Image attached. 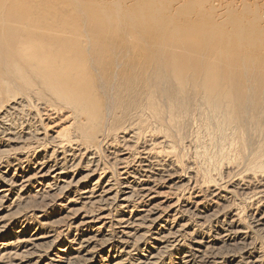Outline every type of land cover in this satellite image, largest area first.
<instances>
[{
	"label": "bare ground",
	"instance_id": "1",
	"mask_svg": "<svg viewBox=\"0 0 264 264\" xmlns=\"http://www.w3.org/2000/svg\"><path fill=\"white\" fill-rule=\"evenodd\" d=\"M218 3L214 6L211 0H0V137L13 143L24 142L17 135V127L8 124V115L14 111L29 113L33 120L53 121L50 126L44 125L46 129L62 127L57 123L68 120L67 127L46 139L53 145V155L76 152L80 161L86 159L88 166H93L92 160L111 151L116 157L113 166L125 172L124 176L128 175L125 166L135 163L139 167L142 163L146 168L163 169L162 158H171L178 167L184 147L188 144L197 150V146L201 148V158L202 154L209 156V167L216 174L204 171L206 175L200 176L204 184L200 186L194 181L191 188L193 192L201 189L214 195L222 191L224 184L217 182L224 178L222 167L228 163L230 153H240L258 141L243 181L249 185L261 181L260 186L264 187V0ZM27 128L22 127L27 131L25 142L32 137L42 138L40 130ZM2 157L3 152L0 164ZM48 162H37L38 170L23 177L19 185L14 179L2 177L0 206L15 187H20V193L32 183L51 189V183H47L50 179L66 177L67 165L50 167ZM80 163L76 160L69 170ZM102 177L90 189L74 180L57 182L65 191L82 187V204L98 205L97 213L85 212L80 226L111 220L110 214H104L107 207L141 210L150 203L144 212L145 221L152 225L172 209L170 205L156 203L159 193L141 178L135 177L132 183L122 182L114 193L112 178L107 181ZM237 187L239 191L245 189L242 185ZM259 191L255 196L264 195V188ZM115 222L128 229L127 222ZM21 242L35 246L31 239ZM117 242L124 243L120 237ZM16 243L18 240L2 244L5 252L0 251V263L5 257L19 255L14 249Z\"/></svg>",
	"mask_w": 264,
	"mask_h": 264
},
{
	"label": "rangeland",
	"instance_id": "2",
	"mask_svg": "<svg viewBox=\"0 0 264 264\" xmlns=\"http://www.w3.org/2000/svg\"><path fill=\"white\" fill-rule=\"evenodd\" d=\"M211 1L214 2V6H217L221 0ZM248 1L254 2L259 0ZM28 115L27 113L26 115L22 113L18 114L16 111L8 115L10 120L8 124L15 125L13 128L17 127L15 128L17 135L19 133L23 137L24 142L22 141L20 143L18 141L13 143L15 141L0 137V155L3 152V160L0 164V186L3 178L7 180L14 179L18 181L19 185L23 177L31 176L35 173L36 169L38 170L39 166H36L37 162L43 163L44 160L46 162L49 161L48 166H58L59 168H61L60 165L65 164L69 169L76 160L78 163L82 160L83 162L77 166L78 168L68 169V173L65 175L66 177L60 179L61 181L57 179L53 181L50 179L47 183H51L52 190L50 187L42 188L37 183H32L22 193H20V187L14 188V192L9 195L3 206H0V230L4 228L2 230L3 234L0 233V251L5 252L2 247V244L5 242H17L18 240L14 249L18 251L19 255H14L10 259L5 257L0 264H264V195L260 197L255 196L264 187L260 186L261 181H259L260 183L258 181H256L257 183H250V185L248 182L243 181V174L253 161V157L251 156L257 150L258 141L252 142L248 145L249 149L247 147L246 150L240 153L237 151L230 153L228 163L222 167L224 169L222 171L224 178L222 180L218 179L217 182L218 184L221 182V186L224 184L221 187L222 191L219 192L220 194L214 195L211 192L201 189L193 192L191 188L196 183L194 181H198L201 186L203 182L202 174L204 176L207 173L204 171H211V165L209 167L211 161L208 162L207 160L209 156L206 157L202 154L203 158H201L199 156L201 155V148L197 146L196 149L198 151L194 150L195 146L188 144L184 147L185 149L183 148L185 151H181V163H179L178 167H175L176 164L174 162L172 163L171 158H162L161 163L165 159V162H163L165 167L163 169L160 167L157 169L155 166L146 168L145 164L142 163L139 167L137 166L138 163H135L136 165L134 164L133 166L131 164L125 166L127 170L124 171L128 172V175L124 176L126 175L125 172L121 169L118 171L113 166L116 157L111 154V151H106V154L101 153L99 157L92 160L93 164H95L93 166H88V160L86 159L80 161V155H77L76 152L68 153V155L67 153L64 154L61 152L59 154L60 152H56L53 155V145L47 142L48 140L46 139L49 138L48 136H52L53 132L67 127L68 120L62 122L64 125L57 123L62 127H49V129H46L47 127L45 128L44 125L48 123V126H50L49 123L53 121L41 122L40 118L33 120ZM22 125L27 126L29 130H40V135L43 136L39 138L42 137L45 141L42 138L38 140L37 136L32 137L34 140L30 138L31 140L28 139L30 141L26 140L27 142H25V138H27L25 134L27 131L22 129ZM45 134H47L46 138ZM235 144L238 146L237 142ZM15 152H18V154H15ZM195 152L198 153L196 155L198 156L197 158H194L196 157L194 155L196 154ZM64 155H67V157L65 158ZM248 155L249 157H246ZM199 158H201V161ZM245 158L247 159L244 160ZM7 160H9V163H7ZM96 162H100V164L98 163L97 165ZM205 164L206 169L203 168ZM96 165L99 167L98 170L95 168ZM236 165L238 168L235 167ZM87 166L91 170V173L94 172L93 176L88 171ZM189 166L191 167L189 168ZM16 169H18V175L15 174ZM232 170H235V172ZM149 171L150 173H148ZM210 173L216 174L213 169L208 174ZM225 173L226 177L224 176ZM103 174H106L103 177L107 181L109 178H112L111 185H113V188L115 187L114 193H117L116 191L121 186V183L126 180L132 183L133 181L135 182V177L138 180L140 178L143 179L145 184L155 187L159 193L156 203L161 202L165 206L170 205L172 209L170 212L164 214L162 219L152 225L149 223V220L145 221L144 212L148 210L146 209V205L149 206L150 203L144 204L141 210H133V208L118 209L116 206H113L114 208L110 207L109 209L107 207L108 211H105L104 214H110L111 220L95 223L86 227L80 226L81 219L86 215L85 212L97 213L98 205L91 206L82 204L84 203L82 201L83 199H81L84 197L81 193L83 192L82 187L78 189L72 187L70 190L65 191L61 189V185L57 184V182L74 180V182H83L80 186L90 189ZM194 175L196 176V180H194ZM214 180L217 181V178ZM237 180L239 181L237 182ZM244 184H247V186ZM133 185H137V183H133ZM237 185H242L243 189L245 188L243 190L244 192L242 190L239 191ZM5 186L8 185L5 184ZM46 190H49L48 193H46ZM61 192L64 193L61 194ZM163 193H165V196ZM46 195H49L48 198ZM32 196L36 198L34 199ZM17 198L18 200L21 198V200L18 201V204L13 205ZM250 198H253V201H250ZM72 199H76V201H72ZM93 210L96 211L94 212ZM131 210L133 211L131 212ZM117 218L120 221L127 222L128 229H124L126 227L124 224L119 223L120 225H117L115 222V220L119 221ZM174 231L177 232L176 235ZM119 237L122 238L123 244L117 242ZM21 239H31L35 246H30L32 242H21ZM111 239L115 240L113 241ZM26 251L28 254L25 253ZM20 253H23V255ZM52 259L59 261L53 262Z\"/></svg>",
	"mask_w": 264,
	"mask_h": 264
}]
</instances>
